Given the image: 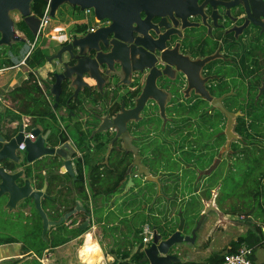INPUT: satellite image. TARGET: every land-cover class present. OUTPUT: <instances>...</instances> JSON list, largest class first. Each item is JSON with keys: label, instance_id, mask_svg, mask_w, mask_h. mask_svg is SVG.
<instances>
[{"label": "flooded vegetation", "instance_id": "af4514ba", "mask_svg": "<svg viewBox=\"0 0 264 264\" xmlns=\"http://www.w3.org/2000/svg\"><path fill=\"white\" fill-rule=\"evenodd\" d=\"M150 8L153 13L148 16L147 10L141 9L139 18L122 36L110 33L97 41L92 56L108 54L115 48L121 60L113 58L99 66L101 77L90 78L91 88L81 92L85 99L80 93L67 108L68 97L64 100L62 93L59 107L54 109L64 111V115H56V127L59 125L67 136L54 146L70 142L75 148V175L76 161L86 154L91 167L84 164L85 179L98 164L100 170L108 167L118 173L128 163L119 185L121 193L128 188L132 175L140 171L139 164H134L136 159L150 175L159 178L161 185L163 175H182L187 169H194V175L200 176L217 171L225 162L224 173L228 172L240 150L253 148L257 140L264 139V130L258 137L255 132L257 123L264 128V0H152ZM100 22L92 31L112 23L110 19ZM80 34L72 32L69 36ZM46 88L45 96L53 108L55 96L49 86ZM136 108L137 114H130L122 127L110 121L108 129L98 130L100 116L112 119L119 111ZM227 112L234 114L232 138L226 133ZM44 120L46 123L49 118ZM41 126L43 134L49 132L47 145L52 147V130ZM82 132L90 138L84 150L79 146ZM17 155L20 160L16 162L26 158ZM48 156L58 155L39 159ZM58 158L62 161L60 173H69ZM210 158L213 163L205 167ZM115 160H125L120 169L112 166ZM197 160L203 162L196 164ZM9 171H22L24 181L19 179V184L29 179L34 189L46 185L47 193V182L37 188L34 180L25 176L23 167ZM139 173L129 189L135 177H145ZM198 185V192H202L203 182ZM0 198L4 207L9 196ZM22 202L19 211L27 217L30 214L25 209L30 207L31 213L32 204L22 207ZM91 216L87 210L78 209L63 222L83 229L91 224Z\"/></svg>", "mask_w": 264, "mask_h": 264}, {"label": "trees", "instance_id": "16d2710c", "mask_svg": "<svg viewBox=\"0 0 264 264\" xmlns=\"http://www.w3.org/2000/svg\"><path fill=\"white\" fill-rule=\"evenodd\" d=\"M47 4L48 1L46 0H34L31 4L32 13L37 17L43 16ZM73 7L77 11L81 10L78 6ZM16 27L24 33L26 40L24 42H14L12 47L9 45L0 46V68L14 65L17 58L21 59V57L27 56L30 44L36 38V35L29 29L23 18L16 22ZM89 27L88 23H79L73 26L72 31L84 34L89 30ZM12 55L18 57L15 59ZM46 56L47 52L43 48L35 47L26 57V62L31 68L41 67L46 62ZM36 74L34 71H30L28 78L20 86L9 92V97L15 103V108H7L4 115H31L36 124L45 126L44 130H52L49 142L53 146L58 145L60 141L67 140V136L59 128V125L56 127V113L46 98ZM50 77V81L54 82V73H51ZM39 78L46 84L47 81L45 79ZM46 86L48 85L46 84ZM72 93L73 89L69 86V82H65L63 88L64 100ZM45 117L49 118L46 123ZM263 130L264 128L257 123L255 127L256 134L261 133ZM14 132V130H10L7 138L13 136ZM262 135L264 136V133ZM88 138V134L82 132V141H79V146L82 150L88 145ZM88 156L89 154H86L84 159L76 161L77 174L75 176H71L69 173H60L62 161L58 156H48L31 164L27 162L26 158L21 162L5 159L0 163L9 170H18L23 167L25 176L33 179L37 188H42L44 183L47 182V193L43 198L42 206L51 220L58 221L66 213L75 209L77 201H81L88 212L92 211L90 206L92 203L95 210L94 215L97 216L98 222L110 221L111 217L119 218V214H127L130 209L131 216L126 220L129 222V229L134 230V237L139 242V246L133 253L130 250H112L111 253L121 254L122 260L120 264H150L148 261L141 262L145 255V245L141 233L146 223H151L152 227L166 239L178 228L180 223L179 213L182 212L185 217V224H187V218L189 223L194 224L189 232H185V234L191 233L204 208L201 197L210 199L212 190L217 187L219 191L217 195L219 207L226 214H247L246 216L251 218L249 220L254 226L247 233L239 235L237 239H233L229 243L230 248L227 252L234 251L243 244L252 246L254 249L264 245L263 226L258 223L259 220L264 222V139L262 141L257 140L253 148L248 149V147H245L240 150L238 158L228 168V172L225 173V162L218 167L217 171L200 176L194 175V169H187L182 175L169 173L161 177V189H158V184L155 181L146 180L143 176L135 177V184L123 197H119L122 202L116 210H120V212L117 214L115 210H110L106 216L102 213L103 207L97 208L96 203L100 199L109 201L113 194L121 190L119 185L125 178L123 171L128 163L123 167L122 172L118 173H114L108 167L100 170L99 167L101 165L98 164L96 170L93 167L91 170H87V179H85L84 164L89 166V168L91 167ZM124 162L125 160H115L112 161V166L120 169V164ZM202 162L200 160L195 161L196 164ZM212 163L213 158L208 159L205 167H209ZM221 168L222 172L219 171ZM211 171L212 169L209 172ZM218 172L221 174H217ZM154 174L156 175L157 171H154ZM218 175L226 177L224 183L226 182L231 187L228 196L223 197L220 192L223 182H219ZM229 177L238 178H233L232 181H229ZM20 180L23 183L24 180L22 178ZM202 182L204 190L198 192V184ZM123 185L122 187H124ZM30 204H32V199L30 197L25 198L22 202V207H27ZM173 208H175V217L170 216ZM27 217L30 229L26 235L22 238L12 235L9 238H0V245L22 242L23 255L32 256L30 260H27L28 264H43L40 259L44 256L47 249L51 250L57 246L64 245L85 232V229L72 228L66 222H62L49 227L43 234V219L33 204L31 213ZM162 220L164 221L162 222ZM84 251L90 252V256H87L86 260L92 259L93 263L91 264H96L103 260L101 251L95 243L84 246L80 249L79 254ZM27 252L28 254H26ZM22 259V257L5 259L0 264H18ZM222 259L223 253L213 252L201 261L182 260L174 264H217Z\"/></svg>", "mask_w": 264, "mask_h": 264}, {"label": "water", "instance_id": "95a60500", "mask_svg": "<svg viewBox=\"0 0 264 264\" xmlns=\"http://www.w3.org/2000/svg\"><path fill=\"white\" fill-rule=\"evenodd\" d=\"M33 1L34 0H0V46L9 45L12 47L14 42H24L26 40L24 33L16 27V22L21 18L25 20L29 29L35 35L37 34L41 20L40 17L32 13L31 4ZM151 1L152 0H50V14L52 17L56 15L57 9L62 4L68 2L72 6H78L81 10L93 8L96 17L100 21L104 19H110L112 21L111 25L108 27H99L95 31H87L84 34L81 33L80 35L74 36L68 43L61 45L55 53L46 56V62L51 65L59 64L62 66L61 71H56L54 73V82L45 79L47 81L46 84L51 89V94L55 96L53 109H56L60 104L65 82H69V86L74 92L66 101V107L68 108L72 100L79 98V94L82 90L91 88L86 78L98 79L101 77L99 75L101 74L99 73L100 65L112 62L113 58L121 60L120 51H116L115 48L108 54L96 53L95 56H92L90 53L96 51L97 41H100L106 34L115 33V36H122L121 33L127 31L131 23L139 18L141 9H146L148 16L152 14L153 10L150 8ZM11 10L14 13H18L20 17L19 20L13 18ZM176 12H178V9ZM138 110L139 109L136 108L123 113L119 111L113 115L114 117H112V119L100 116L101 124L98 130L102 131L108 129L110 121H113L114 125L122 127L125 123V119L129 117L130 114L136 115ZM227 115L229 121L226 133L229 138H232L234 114L227 112ZM31 133L36 137L35 140L25 137L23 125H20L19 131L10 138H7L0 132V162L5 159L19 161L20 157L17 155V151L19 144L24 141L26 147L22 151L25 152V157L28 162L33 163L46 155H58L64 161L62 169L67 170L71 175H75L72 158L76 150L70 142L51 147L47 145L49 132L43 134L41 128L37 127L32 129ZM227 146H229V144H227ZM135 163L139 164V172L145 175L146 180L155 181L158 183L159 188L161 187L158 177L150 175L149 171L143 167V164L140 163L138 159L135 160L134 164ZM139 172L132 175L129 180L130 183H133L132 178L134 176L141 174ZM22 174V171L11 173V171L7 170L0 163V197L6 196L8 198L9 196L7 205L10 209L15 208L17 203L25 198H33L35 207L43 219V234H45L49 226L62 223L76 213L78 209L82 208V210L86 211L85 207L77 205L75 209L66 213L58 221L50 220L41 202V198L46 195V185L40 190L34 189L29 179H26L24 184L21 185L18 183V180L22 177ZM214 200L215 197L213 196L212 201L205 206L191 234L184 233L186 221L182 212L179 213L180 223L178 228L169 237L164 239L163 236L155 230L151 244L144 248L145 255L141 262L148 261L150 264H174L175 262H181L182 258L179 255L173 254V247L185 241H195L198 230L207 213L211 209L216 211L219 210L215 206ZM82 227L86 229L84 226Z\"/></svg>", "mask_w": 264, "mask_h": 264}, {"label": "rangeland", "instance_id": "374dc122", "mask_svg": "<svg viewBox=\"0 0 264 264\" xmlns=\"http://www.w3.org/2000/svg\"><path fill=\"white\" fill-rule=\"evenodd\" d=\"M11 15L15 20L20 19L18 13L16 12L14 13L12 12V10H11ZM86 20L88 21L87 23L89 25H95V26L101 25V22L95 21V13L86 15L83 10L77 11L70 3L66 2L57 9L56 15L52 17L51 23L47 29L52 36L62 37L63 35L66 34V32L68 34L72 33V28L75 24L82 23L81 21L86 22ZM57 28L60 30H57ZM42 35L39 38V41L42 39L43 37ZM44 70H45L44 68H41L38 71L39 73H42L44 72ZM59 112L60 110L58 111V113ZM256 136L257 137L261 136V133L256 134ZM20 155L21 158H24L25 152L20 151ZM233 178H238V177H229V181H232ZM225 180L226 177H223V175L219 176V182L220 183L223 182L222 187H220L221 188L220 192L223 195V197L228 196L229 191L231 190V187L226 182L224 183ZM216 189H214L215 191L212 190V196L210 199H208V203L212 201L213 194L217 195L218 187ZM122 194H124V191L123 193L118 192L116 194H113L108 204L114 207L113 205L117 200H119V197ZM4 198L6 199V196H4ZM3 203L4 200L0 198V238H9L11 237V235L22 238L23 236L26 235V233L30 229L29 225H24L23 223L28 220L27 217L20 211H13V212H11L10 210L7 211L3 207ZM227 205L229 206L228 203ZM18 208H20V206H18ZM80 210H82V208H80ZM117 211L118 210H115V213ZM92 212L93 214H95L94 209L90 212V214H92ZM209 215H210V211L207 213L206 217H208ZM246 215L247 214L244 213H241L239 215L235 213H231V215L221 213L220 223L218 224V226H216L217 232L215 228H213L212 232H209L208 229H206L205 221H203L200 229L198 230L197 238L195 239V241L194 242L185 241L179 244L173 249V254L179 255L181 258H183V260L201 261L207 258L211 252H217L223 254L226 253L230 248L229 243L233 239H237L239 235L247 233L249 229H252L254 227L251 221L249 220L251 218H249ZM170 216L175 217V208H173L172 211L170 212ZM94 219L96 220L95 223L96 229H94L93 226L94 223L88 225L86 227V231L81 236L76 238V241L73 244L66 243L63 246V248L60 249V252L58 253L60 258L64 259L65 261H68L70 259L73 260L77 259L75 253H77L78 250L84 245L85 238L88 233H91L95 240L97 239L98 242L99 241L101 242L100 245L105 254L107 253V251H109V249L119 247L120 245L122 246V244H125L127 242V240L125 239V234L128 231L126 227V223L120 221V218L111 217L110 221L107 220L109 224L110 222L113 223L112 224L113 226H111L113 228L107 227L106 230L102 227V225H100L101 223L97 222V217L95 215H94ZM163 221L164 220H162V222ZM258 223L262 224L263 232H264V222L259 220ZM147 224L151 225V223H147ZM193 225L194 224L189 223V219L187 218V224H185L184 233L189 232ZM206 232H208L210 235L209 240H205ZM141 234L143 236V232ZM121 248L124 247L122 246ZM115 258L117 259L116 256ZM120 258L121 256H119L118 259L122 260ZM255 260L257 264H264V245L255 249Z\"/></svg>", "mask_w": 264, "mask_h": 264}, {"label": "crops", "instance_id": "0c3cea01", "mask_svg": "<svg viewBox=\"0 0 264 264\" xmlns=\"http://www.w3.org/2000/svg\"><path fill=\"white\" fill-rule=\"evenodd\" d=\"M81 22L86 23L85 21H81ZM57 30H60V29L57 28ZM42 36H43L42 39L40 41L38 40L35 47L43 48L47 52V55H51V54L55 53L61 47V45L65 44L64 43L65 41L72 39V36L71 35L69 36V34L67 32L62 37L61 36L60 37H54L49 33L48 29L45 31V33ZM28 52H29V50H28ZM12 57H14L16 59L18 56L12 55ZM26 57L27 56L21 57V59L17 58L15 60L14 65L5 66V67L0 68V132H1V134H3L6 137H8L7 134L10 132V130L11 131L14 130L15 132L12 135H15L19 131L20 125H23L24 130L27 132H31L32 129H34L36 127L42 128L41 125L36 124L34 121L32 123L33 117L31 115H24V114H22L21 116H15V115L5 116L4 115V112L7 108H11V109L15 108V103L9 97V92H11L16 87L20 86L22 84V82L28 78L30 71H34L39 75V77L50 81L51 80L50 73H55L56 71L62 70L61 65H59V64L51 65L48 62H45V64L41 67L31 68L26 62ZM41 68H44L45 70H44V72L39 73L38 70ZM86 80L90 81L89 78H86ZM81 96L83 99H85V97H86L84 93H81ZM59 110H60V112L58 113ZM15 112H17V111L15 110ZM55 113H56V115H59V114L64 115V111L62 109L56 110ZM17 152L20 153V151H17ZM74 171H75V169H74ZM75 173H76V171H75ZM132 184L133 183H130V182L128 183V185H129L128 188H126V190L124 191V194H122L120 197H123L128 192V189ZM218 192L219 191H217V195H218ZM217 195L213 194V196L216 198V201L214 200L216 203V207L219 210L216 211L214 209H211L210 215L208 217H205L203 220V221H205L206 229H208L209 232H212L213 228H215L216 232H217L216 226H218V224L220 223L221 213L226 214L219 207V204L217 203ZM202 201L204 203V208H205V206L209 204L208 199L206 200V198L203 197ZM19 202L17 203L16 207L13 209H10L7 204L4 205V208L7 211L10 210L11 212L19 211V209H20V208H18ZM108 202L109 201H103L100 199L96 203L97 208L103 207L102 211H104V212H102V213L104 216H106L110 210H113V209L116 210L118 208V205H120V203L122 202V199L119 198V200H117L115 202V204L113 205L114 207H112L110 204H108ZM77 205L83 206V203L81 201H77L76 206ZM90 206L92 207L91 209L93 210L94 208H93L92 203ZM204 208H203V210H204ZM25 210H26V213L30 214V207H27ZM203 210H202V212H203ZM119 212H120V210H118L116 213L118 214ZM146 212H148V211H146ZM92 214H93V212H92ZM227 214L231 215L230 213H227ZM130 216L131 215H130V209H129L127 211V214L121 213L120 217H119L120 221L126 223V227L128 230V231L126 230L127 232L125 234V239L127 240V242L125 244L120 243V244H122V246L124 248H121L122 247L121 245L119 247H116V248H111V249H109V251H107V253H106L107 255H106L101 248V245H100L101 242L100 241L98 242L97 239L95 240L93 238V235L91 233H88L91 236L92 240H91V242L87 243L86 238H85L84 245L80 249H82L84 246L95 243L99 247L101 254L103 256V260L97 262L96 264H120L121 260H119L118 258H119V256H121V254L116 255L117 253H111L112 250H114V249L130 250L133 253L138 249V246H139V242L134 237V230H130L128 227L129 222L126 219L130 218ZM95 223H96V220L94 219V214H93L92 219H91V224H93L94 229H96ZM99 223H101L100 225H102V227L105 230L107 229V227L110 228L111 226H113L112 222H110V224L107 221H103V222H99ZM146 225H147V223H146ZM144 226H143V228H144ZM189 234H191V233H189ZM14 237H17V236H14ZM113 237H114V235H113ZM209 238H210V235L208 232H206L205 240H209ZM75 241H76V238L72 239L68 243L73 244ZM22 245H23L22 242H12V243H6V244L0 245V262L5 260V259L22 257L23 258L22 261H20L18 264H28L27 260H30L32 256L31 255H25V256L23 255ZM64 245L57 246L56 248H53L51 250L47 249L44 253V256L42 257L43 259L42 258L40 259L41 262L43 264H91V263H93L92 259H90L89 261L86 260L87 256L88 257L90 256V252L84 251V252H81L79 254L80 249L78 250L77 253H75V256H77V259H75V260L70 259L68 261H65L64 259L60 258L58 253L60 252V249L63 248ZM145 247H146V245H145ZM211 253H213V252H211ZM26 254H28V252ZM115 256L116 257L118 256V258L116 259ZM120 259H122V258H120ZM182 260H183V258H182ZM183 261H192V260H183Z\"/></svg>", "mask_w": 264, "mask_h": 264}, {"label": "built area", "instance_id": "2783aa9c", "mask_svg": "<svg viewBox=\"0 0 264 264\" xmlns=\"http://www.w3.org/2000/svg\"><path fill=\"white\" fill-rule=\"evenodd\" d=\"M50 11H51V7H50V0H49L43 16L40 17L41 21H40V25L38 28V32L36 34V38H35L34 42L30 44L31 46H30L29 52L27 53V56L35 48L36 43L38 42L39 38L41 37L42 34L45 33V31L49 27L51 20H52V16L50 14ZM83 11L86 15L94 13L93 8H86ZM95 21L100 22V20L96 17V15H95ZM87 22L88 21L86 20V23ZM94 27H95V25H90L88 31L94 30ZM36 75L38 77V82L41 85L44 93L47 94L46 93L47 88H46L45 84L41 81V79L39 78V75L38 74H36ZM24 133H25V137H29L30 139H34V135L31 132H27L24 130ZM25 147H26L25 142L24 141L21 142L19 144L18 151L24 150ZM142 232H143L144 244L146 246L151 244V242L154 238L155 229L153 227H151L149 224H147L144 226ZM217 264H257V262L255 260V249L252 246H249L247 244H243L234 251L224 253L222 261L220 263H217Z\"/></svg>", "mask_w": 264, "mask_h": 264}, {"label": "bare ground", "instance_id": "6f19581e", "mask_svg": "<svg viewBox=\"0 0 264 264\" xmlns=\"http://www.w3.org/2000/svg\"><path fill=\"white\" fill-rule=\"evenodd\" d=\"M92 238L89 234L86 235V242L89 243L91 242Z\"/></svg>", "mask_w": 264, "mask_h": 264}]
</instances>
